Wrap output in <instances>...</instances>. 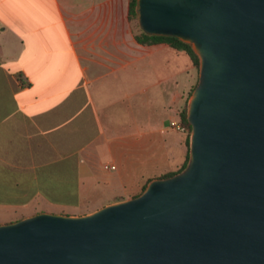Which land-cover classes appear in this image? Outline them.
<instances>
[{
    "label": "crops",
    "instance_id": "0c3cea01",
    "mask_svg": "<svg viewBox=\"0 0 264 264\" xmlns=\"http://www.w3.org/2000/svg\"><path fill=\"white\" fill-rule=\"evenodd\" d=\"M128 1L0 0V224L85 216L184 163V54L139 44Z\"/></svg>",
    "mask_w": 264,
    "mask_h": 264
},
{
    "label": "water",
    "instance_id": "95a60500",
    "mask_svg": "<svg viewBox=\"0 0 264 264\" xmlns=\"http://www.w3.org/2000/svg\"><path fill=\"white\" fill-rule=\"evenodd\" d=\"M199 57L189 162L131 199L0 224V264H264V0H137Z\"/></svg>",
    "mask_w": 264,
    "mask_h": 264
},
{
    "label": "trees",
    "instance_id": "16d2710c",
    "mask_svg": "<svg viewBox=\"0 0 264 264\" xmlns=\"http://www.w3.org/2000/svg\"><path fill=\"white\" fill-rule=\"evenodd\" d=\"M136 7H137V0H129L128 1V18H129V20H130V18H136L138 16ZM134 36H135L136 41L142 45H153V44L163 43V44H166L169 47H171L177 51H183L184 53H186L189 56L193 65L199 67V57L196 54V52L193 50L192 44L182 40L178 36L166 35V34H148V33L144 32L143 30L138 32V33L135 32ZM196 85L197 84H195L194 87L190 90V95H191L192 91L194 90V88L196 87ZM187 107L188 106H185L179 113V117H180L179 122L184 128V131H183V133L185 135L184 143L188 147V152H187L185 161L176 172H171L169 174H166L163 176V178L170 177V176H173L175 174L182 172L188 165L190 136H191V128L192 127H191V124L187 118Z\"/></svg>",
    "mask_w": 264,
    "mask_h": 264
},
{
    "label": "rangeland",
    "instance_id": "374dc122",
    "mask_svg": "<svg viewBox=\"0 0 264 264\" xmlns=\"http://www.w3.org/2000/svg\"><path fill=\"white\" fill-rule=\"evenodd\" d=\"M131 27L134 32L138 33L142 31V28L139 24L138 21V16L136 18H130L129 20ZM180 54H184V71H185V79H190L191 80V85L185 89V94H184V105L182 109L185 106H188L189 98H190V90L194 87L195 84L198 82V73H199V67L193 65L191 62L189 56L184 53L183 51H178ZM190 150V149H189ZM93 201L91 203L85 202L83 205H81L79 208H74V209H68L66 211H61V215H68L70 214H80V213H86L89 211H92L95 207L92 205ZM10 218H7L5 216H0V221L7 220Z\"/></svg>",
    "mask_w": 264,
    "mask_h": 264
},
{
    "label": "built area",
    "instance_id": "2783aa9c",
    "mask_svg": "<svg viewBox=\"0 0 264 264\" xmlns=\"http://www.w3.org/2000/svg\"><path fill=\"white\" fill-rule=\"evenodd\" d=\"M171 125L173 126V127H175L177 130H179V131H181V132H183L184 131V128H183V126L180 124V122H172L171 123Z\"/></svg>",
    "mask_w": 264,
    "mask_h": 264
}]
</instances>
